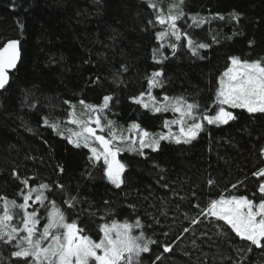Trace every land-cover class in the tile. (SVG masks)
Wrapping results in <instances>:
<instances>
[{
    "label": "trees",
    "instance_id": "1",
    "mask_svg": "<svg viewBox=\"0 0 264 264\" xmlns=\"http://www.w3.org/2000/svg\"><path fill=\"white\" fill-rule=\"evenodd\" d=\"M177 1L175 8L167 0H0V47L18 40L20 49L0 90V197L22 202L27 186L46 184L41 224L54 203L94 240L101 236L99 225L138 220L144 239L157 242L141 254V264H264V247L201 215L222 196L259 202L264 176L254 173L264 168V113L223 106L236 119L207 126L187 143L162 141L143 154L122 152L120 187L107 180L102 159L69 142L76 132L73 111L79 118L100 115L106 137L110 130L125 136L133 122L161 130L165 114L130 99L147 93L153 72L162 73L154 89L158 98L182 97L198 111L214 113L229 58L264 59V0ZM181 11L179 40L165 34L158 40L166 24L156 16ZM184 36L208 47L193 55ZM105 96L111 97L108 107L95 114L80 103L101 105ZM71 197L76 200L69 207ZM5 240L0 264H24L27 258L12 256L18 249ZM167 245L171 251L164 252Z\"/></svg>",
    "mask_w": 264,
    "mask_h": 264
},
{
    "label": "snow or ice",
    "instance_id": "2",
    "mask_svg": "<svg viewBox=\"0 0 264 264\" xmlns=\"http://www.w3.org/2000/svg\"><path fill=\"white\" fill-rule=\"evenodd\" d=\"M183 3V0H181ZM155 7V5H150ZM175 7V6H174ZM183 11L178 14L170 12L167 16L157 15L156 20L161 25L168 24L172 30V34L176 35L177 40L180 36L178 34L176 21L183 16ZM235 18V17H234ZM193 20L198 24L205 23L204 19L193 17ZM151 23V21H150ZM22 27V26H21ZM164 33H157L156 38L159 40ZM251 44V41L249 42ZM188 45L193 52L197 54V48H206L208 45L204 43L194 44L189 39ZM175 50L176 44L170 45ZM20 58V49L18 40H9L0 47V89H4L9 83V71L14 69L17 61ZM230 65L219 78V87L216 91V103L218 111L214 116L206 115L203 119L207 120L209 124L223 123L226 124L230 120L236 119L232 112L226 111L224 105H230L232 108L246 109L249 113H264V59L249 61L241 59L240 57H230ZM161 72H153L148 78L149 88L158 87L161 83L159 77ZM151 95V93H148ZM145 93H140L139 96L131 97L135 103L141 104L147 108L149 105L143 101ZM154 99V98H153ZM169 100L168 97L164 98ZM111 97L105 96L101 105L85 104L80 101L89 113L95 114L102 112L108 107V102ZM67 103V102H66ZM197 104H189L184 98H176L173 110L180 112L182 117L191 116L193 109L198 108ZM162 109L156 107L155 111L159 112ZM71 122L77 124L80 128L78 132H72L69 136V142L74 143L76 147L88 148L91 152V158L96 161L103 160L104 174L106 178L116 187L124 182L122 173L125 165L116 159V154L120 150L115 145V141L124 140L125 137H118L114 130L109 131V137L105 138L102 135L96 134V129L103 131L101 124V116L95 115V128L90 126L92 116L88 121L79 119L73 111L70 113ZM47 124L48 121L45 120ZM173 123L183 124V119L180 121H173ZM112 122L108 121V126L111 127ZM53 130L58 129V125L53 123L50 125ZM168 123L165 122V127ZM130 127L132 129H140V125L133 122ZM203 125L200 123H193L187 129L181 127V135L184 142L187 143L194 139L198 132L202 130ZM149 133L140 129L139 131V147H159V140L153 139L151 142L147 140ZM168 136H160L159 139H168ZM98 142V147L93 146ZM179 143L180 139L177 138ZM264 153V149H261ZM140 154H143L142 151ZM255 176H264V168L254 173ZM27 186V179L23 181ZM213 181H209L212 184ZM40 189L47 188L48 185L41 184ZM63 190V186H59ZM236 186L233 185V188ZM37 191L32 188L27 194H23V203L17 204L15 200L9 201L6 197H0L3 201L2 212H0V239L6 235L9 243L16 240L15 247L18 249L12 252V256L17 258H27L24 264H141V253L149 252V243H157L156 241L143 240V233L139 236L132 234L133 227H139V221L135 224L128 222L119 223L113 220L110 224L105 223L99 225V231L102 233L99 241L93 240L89 235L84 234L85 229L78 227L75 221L66 222L64 211L52 204L51 211L47 215V223L44 225L42 232L36 237V225L39 222V217L36 211H27L31 199V193ZM258 191L262 194L258 203L246 196H231L229 198L221 197L219 200L213 199L208 205L207 209L201 211V215L207 213L218 220L224 221L227 225L242 240L250 241L251 245L256 247H264V182L260 183ZM46 197L43 193H39L35 197V201L43 202ZM76 197H71L65 201L69 207L73 206V201ZM34 201V202H35ZM20 209L23 211V216L20 219L21 227L13 225L11 222L14 219L12 209ZM192 223H196L193 220ZM27 233V235L16 238L19 232ZM187 231V229H185ZM44 241H48L44 245ZM164 252L171 251V246L164 247ZM251 250V248H249ZM157 260L161 257L157 256ZM155 264V262H153Z\"/></svg>",
    "mask_w": 264,
    "mask_h": 264
},
{
    "label": "rangeland",
    "instance_id": "3",
    "mask_svg": "<svg viewBox=\"0 0 264 264\" xmlns=\"http://www.w3.org/2000/svg\"><path fill=\"white\" fill-rule=\"evenodd\" d=\"M167 1L172 6H175V8H177L178 5H179L177 0H167ZM163 25H165V24H163ZM164 31H165L164 34H165L166 38L170 37V35L172 37H176V35H173L172 34V30L170 29V27L168 26V24H166ZM184 37H186V36H184ZM185 40H186V42L189 41V39H187V37H186ZM155 88L156 87H153L151 89L148 88L147 93H145V95L143 96V101L149 105L147 108L150 109L151 111L156 112V113H164L165 114V118H164L163 128L161 130H158V131L151 132V131H148V130H146V129H144V128H142L140 126V129H143L144 131H147L149 133V137L147 138V140L149 142H151V140H153V139H158L159 140V144L162 141L176 142V139L177 138L180 139V142H184V138L181 135V127L187 129L193 123H200V124L203 125V127H202V130H200L198 132V134H199L207 126H212V125L215 126V125H222L223 124V123H213V124H209L207 122V120L203 119V117L206 116V115L214 116L216 114V111H218V108L216 109V111L214 113H211L209 111L200 112V111H198L195 108V109H193V114L191 116L182 117L180 112H177V111H174L173 110L175 99L176 98H180V97H175V98L168 97L169 100H165L164 99L167 96H160L161 98H158V96L154 92V89ZM149 92L151 93V95L148 94ZM224 106L231 107L230 105H224ZM156 107H160L162 110L159 111V112H157V111H155V108ZM94 117L95 116L92 117V122L90 123V126L93 127V128H95ZM89 118H90V115H85L84 117L79 118V119L84 120V121H88ZM181 119H183V124H181V123H173V121H180ZM165 122L168 123V126L167 127H165ZM131 124H129L126 127L127 128V134L125 136H121V135L115 133L118 137H125L126 138L124 140H117V141H115L116 147H118L120 149L117 152V154H116V159L119 160L121 163H123V162L119 159V156L122 154V152H125V151H127V152H136V151L141 152L142 151V152H144L147 149H152V150L157 149V148L154 149L153 147H144L143 149H140V147H139V131H140V129H132L130 127ZM72 126H74V128H76V132L80 131V128L78 127L77 124H73ZM96 134L97 135H102L106 139L109 138V137H106L102 133V131L100 129H96ZM197 135H196V137H197ZM160 136H168L169 138L168 139H159ZM191 140H193V139H191ZM93 146H97L98 147V142H96L95 144H93ZM112 185L115 186L114 184H112ZM32 188L37 189V191L31 193V199L28 201L29 207H28L27 211H29V212L36 211L37 216L39 217V222L36 225V237H38L39 234L42 232L44 225L47 223V221H46L45 223H42L41 224V220H40L41 210H43V208H44V203H45V200L46 199H44V201L41 203L39 201H35V197H36L37 194H39L41 192L43 193L44 197H46V190H47V188L40 189L39 186H33V187L27 186L26 187V191L23 194H27L28 191L30 189H32ZM22 197H23V195H22ZM219 199L220 198H218L216 200H219ZM9 201H11V200H9ZM16 203L17 204L23 203V200H22V202H16ZM52 204L53 203H51L50 207L48 208V212L51 211ZM2 208H3V201H0V212H2ZM12 211H13V213H18V215H14V219H13V221L11 223L13 225H15V226H18V227H21L22 228V225L20 223V219L23 216V211L20 210V209H16V208H13ZM48 212H47V215H48ZM14 220H16L19 223V225H17L16 223H14ZM129 224H131V223H129ZM136 230L137 231L139 230L138 233L136 232ZM131 231H132V234L135 235V236H139L141 234V231H140V228L139 227H133L131 229ZM15 235H16V238L19 239L21 236L27 235V233H24V232L21 231V232L15 234ZM101 236H102V233H101ZM101 236H100V238H101ZM4 238L7 240V236L6 235L4 236ZM99 239L98 240H95V241H99ZM145 241L146 240L143 237V240L141 241V243H143ZM12 242H14V245L16 244V240L15 239ZM43 243L46 246L47 243H48V241H44Z\"/></svg>",
    "mask_w": 264,
    "mask_h": 264
},
{
    "label": "water",
    "instance_id": "4",
    "mask_svg": "<svg viewBox=\"0 0 264 264\" xmlns=\"http://www.w3.org/2000/svg\"><path fill=\"white\" fill-rule=\"evenodd\" d=\"M19 60L17 61V64H18ZM1 90V89H0Z\"/></svg>",
    "mask_w": 264,
    "mask_h": 264
}]
</instances>
